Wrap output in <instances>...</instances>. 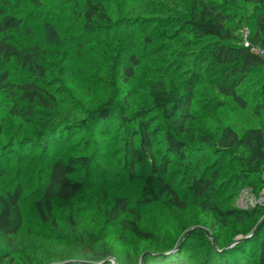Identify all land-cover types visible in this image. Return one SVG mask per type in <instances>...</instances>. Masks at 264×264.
I'll return each mask as SVG.
<instances>
[{
    "label": "rangeland",
    "instance_id": "1",
    "mask_svg": "<svg viewBox=\"0 0 264 264\" xmlns=\"http://www.w3.org/2000/svg\"><path fill=\"white\" fill-rule=\"evenodd\" d=\"M9 1L13 3L14 0ZM118 1L127 7V13L116 19L121 25L90 32L83 31L79 17L86 7L85 0H45L44 9L37 10L41 15L32 11L29 5L24 6L32 34H28L29 40L23 35L20 40L26 43L36 41L42 47L41 62L49 69V74L40 82L43 86L53 87L55 98L49 100L51 107L34 104L32 114L24 124V132L18 130V121L10 119L0 109V122L6 127L0 134V152L5 153L2 158L15 156L10 165L0 161V168H6L0 185L6 191L21 184L25 194L21 203L23 225L17 235L21 247L14 249L7 245L0 234V264H70L73 261L79 264H160L162 259L170 257L175 264H251L249 255L253 246L247 247L243 237L264 221V215H255L253 220L246 216L231 218L226 225L211 210L214 205L222 209L232 207L250 211L257 207L264 210V184L257 180V175L252 177L253 181H237L241 166L233 158H230L232 165L224 179V190L216 200H193L186 210L163 205H151L143 210L140 225L154 233L155 238L151 241L138 239L122 227L120 220H111L105 213V208L111 207L115 197H127L134 202L140 195L146 171L138 168L136 178L131 182L123 167L124 147L129 136L124 128H133V119L159 117L161 128L154 140L155 154L160 163L165 157L172 158L169 176L181 177V162L175 154L165 153L166 125L161 110L153 103L150 90L163 80L168 89L184 93L195 69L194 57L184 44L187 38L180 24V20L188 15L186 0ZM156 17L170 19L168 23L163 22L161 31L151 29L157 21L154 25L149 24ZM46 20L52 21L57 28L55 42L50 40L45 29ZM244 24L237 19L231 26L240 33ZM144 25L149 29L150 42L135 29H142ZM175 30L178 36H166ZM134 53L140 56V64L135 66L133 77L125 78L124 67L129 65L128 58ZM13 68V77L17 81L28 77L27 69L21 65ZM211 77L193 87L197 95L192 105L195 125L215 134L220 125L238 123L246 126L253 112L234 108L231 97L224 98L225 105H219L216 99L219 93L208 82ZM210 95L215 101L209 99ZM111 97L115 99L116 108L110 122L94 121L88 132L75 130L69 134L70 138L62 136V140L68 138L72 144L66 146L68 154L88 155L91 162L73 175L83 183V191L70 200L55 201L50 219L43 220L35 209V201L48 181L49 163L64 156L65 150L63 152L58 147L60 150L57 148L56 152L52 147L45 151L40 139L42 142V139L52 138L54 144L61 139L62 133H55L64 123L90 116L92 110ZM15 136L18 138L14 139ZM91 137L93 141L84 148L83 141ZM261 175L264 178V173ZM68 215H73L76 220L74 230L66 220ZM17 221L16 218L14 223ZM90 233L97 236L94 241L89 239ZM211 235L223 246L213 247ZM210 247L214 248V256L210 255ZM89 249L99 254L105 251L111 254L92 263ZM61 257H69L71 261L61 262Z\"/></svg>",
    "mask_w": 264,
    "mask_h": 264
},
{
    "label": "trees",
    "instance_id": "2",
    "mask_svg": "<svg viewBox=\"0 0 264 264\" xmlns=\"http://www.w3.org/2000/svg\"><path fill=\"white\" fill-rule=\"evenodd\" d=\"M158 1L160 0L151 2ZM185 2L189 6V11L188 15L180 20V24L181 31L187 38L184 44L190 48L195 61L192 80L189 81L190 85L184 93L168 89L163 80L158 81L150 90L153 103L161 110L166 125L165 153L177 156L176 159L181 162L182 169L179 171L181 177L169 176L172 158L165 157L160 163L159 157L155 154L154 140L161 128L159 117L154 115L133 119L135 122L133 128L129 126L124 128L129 136L124 147L123 167L131 182L135 180L138 168L146 171L140 195L134 202L127 197L117 196L113 199L111 207L104 210L109 219L120 220L122 227L140 240L151 241L155 238L152 231L144 230L140 225L146 207L163 205L167 208L186 210L193 200L204 202L216 200L224 190L227 169L232 165L230 158L238 161L241 166L240 173L236 175L237 181H253L252 177L257 175V180L264 184L261 175L264 173V0ZM25 5L32 7V11L43 10L45 0H14L13 3L2 0L0 4V109L9 115L10 119L18 121L17 128L23 132L26 131L24 124L32 114L34 104L51 107L49 100L55 98V94L52 93L53 87L43 86L40 82L49 74V69L41 62L44 54L42 47L36 41L23 43L20 40L22 35L29 40L28 34H32L31 24L26 22ZM85 5V9L79 14L85 32L102 28L110 30L120 26V21L116 22V19L127 13L126 5L121 6L118 0H85ZM37 13L41 15V11ZM237 19L240 24L245 23V26L240 28V33L231 26ZM169 20L156 17L149 24L154 25L157 21L151 29L161 31L164 27L163 22L168 23ZM44 25L51 37L50 40L55 42L58 38L55 24L46 20ZM135 29L144 34L146 41L152 40L147 26ZM166 36L175 38L178 33L175 30ZM245 42H248V45H245ZM128 62L129 65L124 67L125 78L134 76V68L140 64V56L136 53L131 54ZM14 65H21L27 69L28 77L17 81L13 77ZM176 66L177 64L172 69ZM209 76L212 77L208 82L219 93L216 97L219 105H225L224 98L231 97L234 108L253 112V115H249L250 122L246 126L238 123L220 125L215 134L195 125L192 105L197 95L194 94L193 87L195 83L204 81ZM209 99L215 101L211 95ZM115 108V99L111 97L92 110L90 116L64 123L55 133H62L61 139L56 140L54 144L51 142L52 138L42 139V142L40 139L39 143L44 144L42 149L45 151L52 147L56 152L58 147L62 151L65 150L64 156L57 157L49 163L48 181L43 193L35 201V209L43 220L50 219L49 214L53 211L55 201L70 200L83 191V183L74 179L73 175L79 169L87 168L91 162L88 155L68 154L66 146L71 147L72 144L70 145L68 138H65V141L62 138L69 137L75 130L88 132L91 122L100 120L110 122L115 115ZM5 128V123L0 122V134H3ZM16 138L18 137L15 136L14 139ZM92 141V137L85 139L83 147H89ZM13 143L14 141L9 145ZM19 153H22L21 150ZM4 154L3 151L0 152V161L4 160L10 165L15 156L2 158ZM5 172V167L0 168V184ZM1 187L0 185V234L7 245L18 249L21 242L17 235L23 225L21 211V203L25 198L23 186L17 184L6 191ZM211 210L212 214L224 220L226 225L231 218L242 219V216H246L253 220L255 215H264V210L257 207L250 211H242L232 207L222 209L219 205H214ZM16 218L18 221L14 223ZM66 220L71 230H74L76 220L73 219V215H68ZM263 232L264 221L249 235L243 237L247 247L253 246L249 255L251 264H264ZM96 237L93 233L89 234L91 241ZM211 238L213 247L223 246L219 239H214L212 235ZM213 247H210L209 252L214 256ZM89 254L90 262L93 263L101 261L111 253L105 251L99 254L89 249ZM60 259L61 262L71 261L69 257ZM70 264L79 262L73 261ZM160 264H175V261L170 257L162 259Z\"/></svg>",
    "mask_w": 264,
    "mask_h": 264
},
{
    "label": "built area",
    "instance_id": "3",
    "mask_svg": "<svg viewBox=\"0 0 264 264\" xmlns=\"http://www.w3.org/2000/svg\"><path fill=\"white\" fill-rule=\"evenodd\" d=\"M245 45H248V42H245Z\"/></svg>",
    "mask_w": 264,
    "mask_h": 264
}]
</instances>
